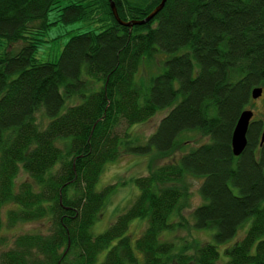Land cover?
I'll list each match as a JSON object with an SVG mask.
<instances>
[{
    "label": "trees",
    "instance_id": "16d2710c",
    "mask_svg": "<svg viewBox=\"0 0 264 264\" xmlns=\"http://www.w3.org/2000/svg\"><path fill=\"white\" fill-rule=\"evenodd\" d=\"M114 1L123 20L143 19L161 2ZM105 2L110 19L101 28L69 35L57 60L38 61L44 33L86 19V0H0V39L23 43L0 56V230L47 222L46 230L2 238L0 264H264V121L252 119L240 155L232 148L253 89L264 88V0H167L133 27ZM165 108L146 143L130 138L131 125ZM194 131L209 140L132 177L139 195L93 234L117 188L97 189L106 164L152 149L168 155L186 143L182 133ZM189 176L202 178L193 228L211 232L214 242L179 245L165 237L184 218ZM136 218L148 225L133 241L126 233ZM249 220L222 258L216 243Z\"/></svg>",
    "mask_w": 264,
    "mask_h": 264
},
{
    "label": "rangeland",
    "instance_id": "374dc122",
    "mask_svg": "<svg viewBox=\"0 0 264 264\" xmlns=\"http://www.w3.org/2000/svg\"><path fill=\"white\" fill-rule=\"evenodd\" d=\"M86 2L88 5L86 7V19L67 24L58 23L57 25H52L50 30L44 33V40L41 41L42 44L36 53V59L38 61L57 60L60 53L62 52L65 42L69 39V35H72L78 31L87 30L90 27H95L96 29L101 28L103 19H110V16L108 17V15L105 14L106 11H108L105 0H86ZM50 19H52V17H50ZM62 34L63 36H61ZM22 44L23 43L21 41L10 44L7 42V40L0 39V56H4L8 50H13L14 52L17 51L22 46ZM159 57L163 59L168 57V55L161 53ZM153 70H156L154 69V66ZM146 73L147 71L144 74L145 76L147 75ZM249 108L253 109L255 113L253 117L254 119H260L264 121L263 98L255 99V102L253 105L249 106ZM169 111L170 108L160 109L150 120L131 125L128 131L130 138L136 140L138 139L139 143H146L148 138L156 131L161 119ZM37 117L42 123L40 124V127H45L49 121V118L46 122H44L46 117L42 111L38 113ZM124 128L125 125H123V127H121L119 130L122 131ZM183 134L184 133L181 134V138L183 136V140H187L186 143L183 142L174 152L168 155H159L156 149H152L141 154H124L117 160L108 162L106 164L97 183V189L101 190L105 186L112 183H115L117 188L108 196L107 202L103 207L99 218L93 224L91 229L93 234H99L107 230L108 227L116 220L117 216L127 207H129L139 195L140 189L131 181L132 177L147 175L155 166L175 160L179 161L182 152H189L191 149L209 140L207 135L198 131L185 133L184 135ZM23 178H26V174L21 172L19 180ZM201 181V177L189 176L187 178V182L189 184V193L187 204L182 210V215L184 218L182 219L180 216H178L176 221L179 223V225H177L175 231L165 233L166 238L175 241L179 245L184 244V241L190 243V245L192 243L196 244V242H214L211 232L198 231L193 228L194 219L191 215L192 210L197 205L202 203V197L200 195ZM250 222V220L246 222L239 229V231L243 230L245 234ZM147 225L148 220L146 218L133 219L126 234L130 235L133 241H135L142 235ZM46 229L47 222H45V220L40 222H19L13 226L5 224L0 230V241L2 238H4L7 242H10L14 236L18 234ZM243 232H238L234 237L229 239L228 242L216 243L222 258H227V254L225 252L226 248L228 246H232L240 238V236H242ZM116 242L117 240H115L112 245ZM1 245L3 244L1 243ZM110 247L99 254L98 262L103 260Z\"/></svg>",
    "mask_w": 264,
    "mask_h": 264
},
{
    "label": "water",
    "instance_id": "95a60500",
    "mask_svg": "<svg viewBox=\"0 0 264 264\" xmlns=\"http://www.w3.org/2000/svg\"><path fill=\"white\" fill-rule=\"evenodd\" d=\"M109 1H110L112 11L117 21L120 24L124 26H128V27H133L134 25H142V24L149 22L164 8L167 2V0H161L159 5H157L155 9H153V11L147 17L143 19L123 20L119 15L115 1L114 0H109ZM263 93H264V88L262 86L255 87L252 91V97L253 99H259L263 96ZM254 114L255 113L253 109L247 108L241 113L238 119V122L235 126V129L232 135V148L236 156L240 155L247 147V144H248L247 134H248L251 121L254 117ZM263 143H264V127L261 133V144Z\"/></svg>",
    "mask_w": 264,
    "mask_h": 264
}]
</instances>
